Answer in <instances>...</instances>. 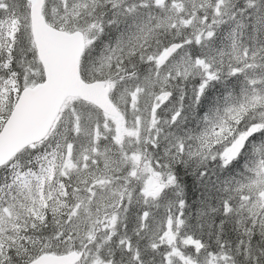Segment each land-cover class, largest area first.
Wrapping results in <instances>:
<instances>
[{
  "label": "snow or ice",
  "instance_id": "6c2138e0",
  "mask_svg": "<svg viewBox=\"0 0 264 264\" xmlns=\"http://www.w3.org/2000/svg\"><path fill=\"white\" fill-rule=\"evenodd\" d=\"M0 264H264V0H0Z\"/></svg>",
  "mask_w": 264,
  "mask_h": 264
}]
</instances>
